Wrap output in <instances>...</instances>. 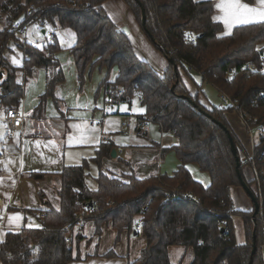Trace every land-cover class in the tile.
<instances>
[{
    "label": "trees",
    "instance_id": "1",
    "mask_svg": "<svg viewBox=\"0 0 264 264\" xmlns=\"http://www.w3.org/2000/svg\"><path fill=\"white\" fill-rule=\"evenodd\" d=\"M108 1L0 0V108L6 112L20 109L24 96L23 87L17 83L18 69L6 58L11 42L24 52L28 77L37 69L47 72L45 94L32 113L33 120L46 116L51 98L58 105L56 89L65 82L56 58L62 46L57 39L40 47L29 45L20 34L35 22L67 29L76 36L70 54L76 64L80 93H84L96 66L106 68L108 77L96 98L104 89L113 104L131 107L138 100L144 110L138 119L151 116V124L175 135L177 144L164 148L163 155L175 151L182 165L173 176L139 180L131 174L110 178L102 172L101 161L111 147L101 146L92 159L99 168L97 189H91L86 180L90 161L65 167L60 174V210L50 208L44 213L40 230L25 228L7 234L0 248L1 264H72L79 260L83 239L76 220L84 214L85 204L94 199L99 211L86 214L85 220L93 221L96 237L101 238L105 224L117 231V241L124 232L142 227L146 247L129 264H171L169 249L176 246L192 249V264H249L254 244L258 253L253 264H264V24L244 25L230 36H222L224 26L214 20L217 11L212 1L124 0L150 43L164 58L175 62L178 73L170 63L162 77L137 57L126 32L107 14L104 5ZM242 1L253 4L255 0ZM142 8L147 16L145 26ZM250 63L252 70L246 68ZM113 68L119 75L110 83ZM193 73L202 78L195 93L183 76ZM204 84L214 87L220 96L234 99L248 113L244 126L254 136L251 157L229 123L233 109L226 108L220 97L221 105L211 104ZM183 96L190 97L197 107ZM62 116L65 118V114ZM214 120L230 131L241 163L240 174L261 205L256 224L252 220L254 209L244 212L234 206L231 190L241 188L237 161L227 133ZM193 164L210 176L209 186L192 177ZM244 167L255 172L252 178H247ZM40 196L44 198L42 193ZM235 217L244 220L246 238L242 243L236 236ZM69 234L71 242L66 241Z\"/></svg>",
    "mask_w": 264,
    "mask_h": 264
},
{
    "label": "crops",
    "instance_id": "2",
    "mask_svg": "<svg viewBox=\"0 0 264 264\" xmlns=\"http://www.w3.org/2000/svg\"><path fill=\"white\" fill-rule=\"evenodd\" d=\"M199 1H212L215 4L220 2V0ZM249 5L260 6L258 0ZM104 8L115 24L126 32L137 57L146 61L155 73L163 77L169 62L150 43L125 1L110 0L104 5ZM216 11L214 17L223 16L219 9L216 8ZM214 20L224 26L222 36H230L235 28L244 26L236 25L229 30L222 18ZM21 32L20 38L23 39V42L33 46H42L54 39L58 40L63 50L56 55V58L62 65L65 82L56 89L58 105H55L51 98L47 104L46 116L37 121L33 120L32 113L37 109L41 96L45 94L47 72L37 69L32 77H28L24 70V52L14 42L9 44L10 51L6 53V58L18 69L17 83L23 87L24 92L20 110L25 115V123L22 131L17 132L13 137L8 136L7 112L4 108H0V125L7 126L6 128L0 127V133L4 135V141H0V158L4 157V161L0 160V179L3 180V186H0V198L4 201V215L0 216V248L6 235L10 232H21L25 228L40 230L42 228L40 213H46L50 208L60 210L62 201L58 192L63 185L60 174L65 167L80 166L83 162L90 161L86 180L89 187L95 189L88 180L92 178L93 183L99 173L98 165H95L92 159L97 157L98 149L105 144L111 147V151L101 161L102 172L110 178L131 174L139 180L150 176H173L182 165L175 151L163 155L164 148H172L177 144L174 134L163 133L156 124H150L147 128L139 127L136 118L141 116L144 110L139 111L142 108L138 100L135 99L131 107L128 104H113L106 98L104 89L96 98L100 85L108 77L106 68H102L100 65L96 66L84 87V93H80L76 64L70 54L71 48L76 43L73 31L58 30L50 26L44 27L41 23L35 22L25 26ZM51 32L54 34L52 40L48 38ZM13 58L19 61L18 65L13 63ZM110 74V83L115 82L119 75L118 69L113 68ZM204 93L206 94L205 91ZM206 98L214 105L207 94ZM87 101H91L92 105H102V107H73V105ZM122 106H127V111H120ZM109 108H113L114 111H106ZM133 108H136L137 111L133 112ZM75 113H84L90 116L86 123L90 128L99 129L96 133L100 137L99 144L73 143L69 145L68 137L75 132L71 125L81 122L78 119H69ZM64 114L65 118L62 116ZM228 119L247 154L251 157L255 146L253 144L254 136L245 129L239 115L229 114ZM60 124H63L64 128L58 127ZM36 141L41 142L42 156L36 153L34 147ZM48 141H54L57 146H60V151H49L44 147ZM26 142L31 153L26 151ZM113 150H116L115 157H112ZM50 159H55L57 163H49ZM9 160L14 162L9 164ZM191 170L192 177L203 186L211 184L210 176L206 172H201L196 164L192 165ZM249 172L251 175L248 176ZM246 173L249 178L253 177L252 170ZM235 189L241 188L231 190L232 198ZM40 193L44 198L40 196ZM17 215L21 217L19 222L10 221L11 217ZM77 231L83 239L78 248V255L81 258L72 264H129L141 256L140 253L147 243L144 234L137 230L131 233L124 232L117 241V231H114L111 225L106 224L102 228L101 238L96 237L95 225L93 221L87 219L83 229H77ZM169 253L171 264H184L185 262L192 264L194 260L192 249L186 250L176 246L170 248Z\"/></svg>",
    "mask_w": 264,
    "mask_h": 264
},
{
    "label": "snow or ice",
    "instance_id": "3",
    "mask_svg": "<svg viewBox=\"0 0 264 264\" xmlns=\"http://www.w3.org/2000/svg\"><path fill=\"white\" fill-rule=\"evenodd\" d=\"M259 7H252L249 5V3H243L242 0H220L219 3L215 4V7L221 11L223 14L222 17H214V19L222 18L224 20V23L228 26L229 30H231L236 25H249V24H264V0H258ZM35 29V26H34ZM37 47H40L37 45ZM14 64H19V61L13 58ZM59 95V93H57ZM102 107V105H92L91 101H87L85 103L76 104L73 105V107L76 108H91V107ZM120 111H127V106H122L119 109ZM106 111L112 112L114 111L113 108H109ZM133 112L137 111L136 108L132 109ZM139 111H143V109H139ZM53 115H55V112H53ZM69 119H78L81 122L80 123H73L71 125L72 129L75 130L73 135H70L68 137V143L69 145L75 144H86V143H94L99 144L100 143V137L96 135V133L99 131V129L95 127H89V125L86 123L87 120L90 119V116L84 113H75L73 116L69 117ZM0 127L6 128V125H0ZM60 128H64L63 124L58 125ZM106 131V130H105ZM58 135V133H57ZM19 136V134H17ZM0 141H4V135L0 133ZM6 143V142H5ZM34 147L36 149V153L38 155H43L42 152H40L41 148V142L36 141L34 144ZM44 147L48 148L49 151H60V146H57L54 141H48L44 144ZM26 151L31 153V149L27 148V142H26ZM71 155V154H69ZM33 159H35V156H33ZM13 160H9L8 163H13ZM23 163V161H21ZM49 163L55 164L57 161L55 159H50ZM7 168V165H5ZM0 186H3V180L0 179ZM21 219L20 216H13L10 218V221H17L19 222ZM31 226V225H30ZM39 227V226H37Z\"/></svg>",
    "mask_w": 264,
    "mask_h": 264
},
{
    "label": "built area",
    "instance_id": "4",
    "mask_svg": "<svg viewBox=\"0 0 264 264\" xmlns=\"http://www.w3.org/2000/svg\"><path fill=\"white\" fill-rule=\"evenodd\" d=\"M63 1V0H61ZM28 15H31V12L29 10L28 12ZM53 33H49L48 35V38L52 40L53 38ZM48 42V40H47ZM248 70H252V64H248L247 67H246ZM221 100L223 101L224 103V106L227 108H232L234 113L239 115L243 125L246 121V119L248 118V113L244 112L242 110V108L239 106V104L234 100V99H231L229 98L228 96L226 95H222L220 96ZM263 98H264V95H263ZM255 107H258V105H255ZM24 119H25V115L23 113V111H21L20 109H9L7 111V123H8V136L10 137H13L17 132H20L22 131V128L24 126ZM137 119V123L139 125L140 128H147L151 123H153L154 121V118H152L151 116H145L144 118L142 119ZM1 161H4V157H1L0 158ZM99 203L96 199L88 202L87 204H85L84 206V214L80 215L77 217V220H76V227L78 230L80 229H83L84 227V223H85V218L87 217L86 214H91V213H97L99 210ZM4 201L2 198H0V216L4 215ZM45 214L44 213H40V218H44ZM136 230L138 232H142L143 229L141 226H137L136 227ZM71 237H72V234H69L67 236V240L68 242H71ZM261 250H262V253H263V257H264V243L262 244L261 246Z\"/></svg>",
    "mask_w": 264,
    "mask_h": 264
},
{
    "label": "rangeland",
    "instance_id": "5",
    "mask_svg": "<svg viewBox=\"0 0 264 264\" xmlns=\"http://www.w3.org/2000/svg\"><path fill=\"white\" fill-rule=\"evenodd\" d=\"M191 75L192 76H190V77L183 75L184 79H185V82L187 83V85H188V87L190 88L191 91L198 92L200 90L199 89L200 86L202 85V78L197 73H193ZM202 87H203V90L206 92L207 96L209 97V99L216 106L218 104L219 105L222 104V102L219 99L220 95L218 94V91L214 87H212V86H210L208 84H204V86H202ZM202 96L205 97L204 95H202ZM232 114H234V113H232ZM247 135H248V133H247ZM240 169H241V167H240ZM249 170L251 171L250 168L244 167L245 175L247 174L246 172L249 171ZM253 172L254 171L252 170V173ZM247 175L249 176V175H251V173L249 172ZM248 176H247V178H249ZM88 180H90L89 182L91 183V185L95 189H97L96 180L94 179L93 183H92V178H89ZM241 189H242V187H241ZM241 189H235V193L233 195V202H234L235 208L237 210L244 211V212H250L253 209L255 210V206L253 205L251 199L248 197V195L246 194L245 190H243V189L241 190ZM236 191H239V192H236ZM260 208H261V205H260ZM252 220H253V216H252ZM234 221H235V225H236V236H237V239H238V243H242V242L245 241V238H246L245 235H244V220L241 217H235ZM254 224H255V222H254ZM184 264H188V262H185Z\"/></svg>",
    "mask_w": 264,
    "mask_h": 264
},
{
    "label": "water",
    "instance_id": "6",
    "mask_svg": "<svg viewBox=\"0 0 264 264\" xmlns=\"http://www.w3.org/2000/svg\"><path fill=\"white\" fill-rule=\"evenodd\" d=\"M142 13H143V26H145V23H146V20H147V16H146V13L144 11V9L142 8ZM167 61L169 62V64L171 63L173 65V69H174V72L175 74H177V67L175 65V62L173 60V58H169L168 56L166 57ZM173 91L175 90V87L173 86ZM183 98L185 100H188L189 102H191L195 107H197L196 103L193 102L191 100L190 97H186V96H183ZM214 122L217 124H219V126L227 133L228 135V139H229V142H230V146H231V149H232V153L235 157V161H237V168H236V171H237V176H239V179H240V182H241V187L243 190H245L246 194L248 195V197L251 199L253 205L255 206V210H254V214H253V220L256 224L257 220H256V217L257 215L259 214V211H260V205L255 197V194L254 192L248 188V186L246 185V183L243 181V177L242 175L240 174V167H241V163H240V160H239V157H238V151H237V148L234 144V140L232 138V135L230 133V131H228L221 123L219 122H216L214 120ZM116 155V150H113V153H112V157H115ZM253 252H252V258H251V261L249 264H253V259H254V256L257 254L258 250H257V246L254 244L253 245Z\"/></svg>",
    "mask_w": 264,
    "mask_h": 264
}]
</instances>
